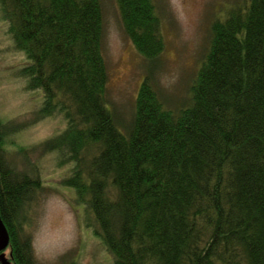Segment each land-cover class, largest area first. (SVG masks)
<instances>
[{"label":"trees","instance_id":"obj_1","mask_svg":"<svg viewBox=\"0 0 264 264\" xmlns=\"http://www.w3.org/2000/svg\"><path fill=\"white\" fill-rule=\"evenodd\" d=\"M115 1L147 63L125 133L106 104L101 0H0L25 59L18 74L42 92L37 120L64 122L45 149L71 173L105 264H264V0L211 24L191 102L177 113L154 87L164 51L155 1ZM7 126L0 121V213L16 263L36 264L23 210L39 169L25 149L27 170L9 158Z\"/></svg>","mask_w":264,"mask_h":264},{"label":"rangeland","instance_id":"obj_2","mask_svg":"<svg viewBox=\"0 0 264 264\" xmlns=\"http://www.w3.org/2000/svg\"><path fill=\"white\" fill-rule=\"evenodd\" d=\"M154 1L164 41L154 87L165 106L177 113L191 102L190 88L209 47L211 24L224 20L229 9L247 0ZM101 5L106 104L118 130L125 133L147 63L124 33L116 1L101 0ZM24 64L0 18V121L11 131L5 148L9 158L18 159L19 166L27 170V160L20 152L25 149L30 164L39 169V173H29L38 186L23 210L34 260L36 264H105L110 254L92 234L89 210L66 183L71 173L57 167L55 153L45 149L63 130L64 122L59 117L37 120L42 92L26 89L18 74Z\"/></svg>","mask_w":264,"mask_h":264},{"label":"flooded vegetation","instance_id":"obj_3","mask_svg":"<svg viewBox=\"0 0 264 264\" xmlns=\"http://www.w3.org/2000/svg\"><path fill=\"white\" fill-rule=\"evenodd\" d=\"M0 218L4 224V226L6 227V230L8 232V244L5 246V248H3L2 250H0V264H17L16 260H15V255L13 253V243H12V237L11 234L9 232V229L5 223V221L3 220V217L1 216L0 213Z\"/></svg>","mask_w":264,"mask_h":264},{"label":"water","instance_id":"obj_4","mask_svg":"<svg viewBox=\"0 0 264 264\" xmlns=\"http://www.w3.org/2000/svg\"><path fill=\"white\" fill-rule=\"evenodd\" d=\"M8 238V232L0 218V250L5 248V246L8 244Z\"/></svg>","mask_w":264,"mask_h":264}]
</instances>
